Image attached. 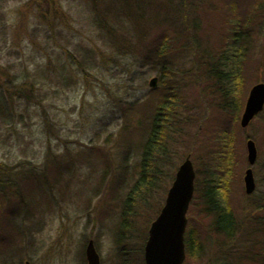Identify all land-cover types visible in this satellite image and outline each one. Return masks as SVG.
<instances>
[{
    "label": "rangeland",
    "instance_id": "rangeland-1",
    "mask_svg": "<svg viewBox=\"0 0 264 264\" xmlns=\"http://www.w3.org/2000/svg\"><path fill=\"white\" fill-rule=\"evenodd\" d=\"M56 1L60 8L53 16L56 41L47 43L42 0H0V75L6 76L4 82L0 78V171H10L19 181L17 169L24 163L26 168L30 163L46 169L57 162L64 170L57 174L55 184L30 190L22 207H13V202L7 215L0 203V221L4 217L8 221L0 229V239H6L0 245V264H88L90 240L100 264H140L138 249L145 247L150 225L165 203L178 168L190 157L196 173L202 171L209 153L216 149L212 137L217 130L228 129L232 121L229 113L218 111L221 96L211 93V86L198 75L204 71L202 60L207 59L203 50L191 46L172 54L173 65L188 75L185 93L196 116L190 119L194 123L184 143L176 147L173 165L164 168L162 187L150 195L148 207L134 220V230L125 233L119 228L125 202L140 177L143 143L138 142L136 131L130 136L127 126L132 120L124 109L127 103L142 102L150 94L151 103L156 104L152 91L160 88L161 67L146 62V50L168 22L187 24L188 17V24H199L197 36L204 45L208 23L196 7L207 3L225 12L226 0H129L134 6L131 17L140 8L145 19L138 30L132 27L134 22H125L135 32V44L127 53L106 44V37L93 23V7L115 2L117 10L125 12L128 0ZM262 19L253 23V32L260 34V49L264 47ZM117 29L121 35V28ZM73 55L82 66L72 65ZM256 76L257 82H264V67ZM153 78L159 79L155 88L150 86ZM33 84H37L35 92L29 94L27 89ZM19 89L25 95L22 99ZM217 115L221 120L215 119ZM241 129L245 164L232 195L241 225L233 239L219 234L198 198L188 217L202 235L204 254L197 258L187 254L183 264L264 262V225L257 222L264 198V111ZM248 139L256 142L259 152L253 166L247 160ZM248 168L253 169L257 185L250 196L244 183Z\"/></svg>",
    "mask_w": 264,
    "mask_h": 264
},
{
    "label": "trees",
    "instance_id": "trees-1",
    "mask_svg": "<svg viewBox=\"0 0 264 264\" xmlns=\"http://www.w3.org/2000/svg\"><path fill=\"white\" fill-rule=\"evenodd\" d=\"M42 1L44 39L50 43L56 41L54 29L56 23L53 16L59 14L60 8L56 0ZM127 4L130 7L125 12L124 8L123 12L118 11L115 2H106L102 6L94 4L93 7V23L106 37V44L123 53L129 52L131 45L135 44L133 42L135 32L129 31V28L125 27V22L128 20L134 22L132 27L138 30L139 22L145 19V11L142 12L138 8L135 10L137 12L134 11L136 14L133 18L137 17V20H134L130 15V10L133 11L134 6L130 4L129 0ZM124 5L126 6L125 3ZM181 8L185 11V2L181 3ZM196 8L197 10L200 8L198 12L208 23L205 26V44L202 45L197 36L200 25L188 24V17L185 19L187 24L168 22L167 28L155 38L151 46L147 45L149 47L146 50V62H154L156 66L161 67L160 88L152 91L156 95L154 102L156 104L151 103L150 94L142 102L127 103L124 109L125 114L132 120L127 126L131 129L130 136L135 131L138 133V137L140 135L138 142L143 143V153L140 177L125 202L120 232L130 233L134 230V220L141 217L143 210L148 207L150 195L162 187L165 180L164 168L173 165V159L177 154L176 147L184 143L187 131L194 123L193 119L192 122L190 119L196 115L192 112L191 103L185 93L184 78L188 75L183 70L176 68L170 60L172 54L191 46L203 50L207 55V59L202 60L203 75L200 71H198V75L211 86V93L221 96L222 100L218 111L220 114L229 113L232 121L228 129L217 130L216 135L212 137V143H216V149L209 153L206 167L202 171H198L192 205L194 206L199 198L203 212L212 217L216 230L229 239L235 237L238 227L241 225L240 215L232 202L234 185L245 164L243 152L245 137L241 135L242 129L239 126V121L246 103V92L258 83L256 73L258 69L264 67V47L260 49L258 46L260 34L253 32L255 29L253 23L257 24L263 20L264 0H226L225 12L219 8L214 9L207 3L198 5ZM196 20L200 21L197 18ZM117 28H121V35L117 33ZM118 47L120 49H117ZM78 51L79 49H77ZM87 54L90 55L89 52ZM72 58V65H83L82 62L77 61L75 55ZM85 59H88V56ZM197 68H200V65ZM83 70L86 71V67ZM43 73L47 75L45 71ZM5 77V74L0 75L3 82ZM9 85L10 81L5 86ZM36 86L37 84H33L34 90L27 89V92L34 94ZM18 91L19 98L22 99L25 96L22 95L24 92L21 89ZM216 117L214 118L221 120L220 116ZM26 164L28 168L25 163L20 164L19 168L17 167L19 181L10 175V171H0V175L2 174L0 177V203L5 207L6 215L10 213L9 208L13 202L15 203L13 207H22L26 204V198L30 196V190L34 191L41 184H47V186L55 184L57 174L64 171L58 167L59 163L57 162H54V165L45 166L46 169L33 166L30 163ZM258 209L260 216L257 222H262L264 225V198ZM2 223H8L6 217L1 219L0 229ZM3 240L0 239V245H4ZM185 242L189 256L193 258L203 256L202 235L197 227L190 224V218ZM138 250L142 252L140 264H145L144 246ZM262 254L264 256V251Z\"/></svg>",
    "mask_w": 264,
    "mask_h": 264
},
{
    "label": "water",
    "instance_id": "water-1",
    "mask_svg": "<svg viewBox=\"0 0 264 264\" xmlns=\"http://www.w3.org/2000/svg\"><path fill=\"white\" fill-rule=\"evenodd\" d=\"M157 85V78L150 82ZM264 110V83L255 85L248 96L246 107L241 118V126L247 128ZM248 161L255 165L258 149L255 141L247 142ZM196 172L193 162L188 157L180 166L175 181L168 192L166 203L160 215L152 223L145 246L146 264H183L186 259L185 234L188 227V212L195 194ZM245 190L252 194L256 190L253 169L245 174ZM88 264H100V255L93 240L86 247ZM26 264H30L27 262Z\"/></svg>",
    "mask_w": 264,
    "mask_h": 264
}]
</instances>
